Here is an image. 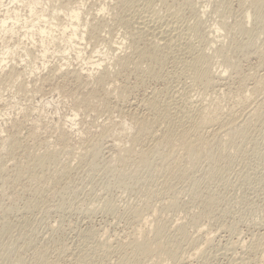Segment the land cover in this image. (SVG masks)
Returning <instances> with one entry per match:
<instances>
[{
    "label": "rangeland",
    "instance_id": "obj_1",
    "mask_svg": "<svg viewBox=\"0 0 264 264\" xmlns=\"http://www.w3.org/2000/svg\"><path fill=\"white\" fill-rule=\"evenodd\" d=\"M165 1L182 7L181 19L188 26L202 15L199 35L226 25L217 33L222 34L220 42L215 39L219 50L191 38L195 51L208 49L212 72L231 66L222 80L229 83L225 89H232L229 95L220 94L226 92L222 89L206 97L215 113L221 112L215 115L216 125H235L224 146L211 147L208 157L193 168L185 164L184 172L170 179L159 155L142 160L140 151L150 139L133 138L134 122L146 111L143 96L171 84L176 98L188 91L199 102V88L188 87L190 81L174 71L172 58L159 70L167 83L146 78L144 64L135 66L138 46L126 39L132 30L125 20L136 0H43L48 14L56 9L60 25L78 9L89 26L84 42L75 40L74 51L66 45L69 32L54 30L57 42L48 48L46 59L41 58L38 38L36 43L21 40L18 53L6 58L8 69L0 67V264H116L132 233L152 230L156 223L170 230L169 235L174 227L185 229L187 238L178 247L181 258L192 251L190 240L208 253L203 251V260L200 256L182 264H264V108H256L259 120L242 124L253 106L245 110L243 96H257L247 89L259 80L264 84V24L247 23L249 0H197L196 11L182 0ZM149 3L165 14L159 0ZM213 33L206 35L212 38ZM248 42L249 50L241 48ZM69 46V56L62 55ZM100 61V67H90ZM165 178L169 184H163ZM165 188L174 194H164ZM153 191L161 192L157 197ZM197 212L205 216L194 220ZM204 232L216 235L209 248L201 243Z\"/></svg>",
    "mask_w": 264,
    "mask_h": 264
},
{
    "label": "bare ground",
    "instance_id": "obj_2",
    "mask_svg": "<svg viewBox=\"0 0 264 264\" xmlns=\"http://www.w3.org/2000/svg\"><path fill=\"white\" fill-rule=\"evenodd\" d=\"M182 2L189 6L191 10L196 11L195 2L197 5V0H182ZM46 3H48V1H46ZM136 3L137 4L129 10L130 14L125 20L126 28L132 30V33H130V30V32L128 31L129 33L126 39L133 45L138 46L136 48L137 61L135 66L139 68L141 64H144L145 67L142 69V74L146 78H151L157 81H166L167 83L169 80L166 79L167 77L164 78V76L160 75L159 70H162L163 67L165 68L164 63L167 58H172L174 61L172 65L174 71L178 72L181 78L183 76V79L186 78L190 81V86L187 85L189 88H199V93L201 94L198 96L197 93L196 97V99H199L200 97L201 100L199 99V102H194L193 100H195V97L192 100L191 97L193 95L190 96L187 90V92H184L179 98L178 96L176 98V94H174L175 92L172 94V91H169V85L171 87V84L165 86L163 89H153L152 92L149 93V97L145 99L143 96L144 107L146 110L144 112L147 113V117H142L144 114V112L142 114V111L140 112V115H138L142 118L140 121L137 120L138 116L134 117L137 121L135 120L136 122H134L136 124V133L134 134L135 136L133 140H142L143 137L150 139L148 141L150 144H147L148 146L146 149L143 148L144 150L140 151L142 160L148 159V155H159L160 167L167 171V176H169L170 179V177H173L174 175L182 174L184 172L183 166L185 164H191L193 168L194 165L201 160V157H208V150L211 147L224 146L225 138L229 136V133L235 127L232 121L216 125L218 120L215 119V115L219 116L221 112L215 113L216 107L213 105L214 107L212 108L209 106L210 103L208 105L206 102L208 92L216 91V93H220L226 88V86H228L229 83H226L227 85L223 84V77H225L227 72L232 71L231 66L224 65L222 70L217 72L218 74L214 73L215 71L212 72L213 63L210 61L211 57L207 54L208 49L206 50V53L205 50L195 51V47L192 48L194 45H191V42L194 41L191 40V38L195 37L202 40L201 42L204 40L206 45L210 44V48L214 47L215 44L217 46V41H215V39L218 40L220 36H222L221 33L219 35H217V33L226 29V25L222 22L219 28H217L218 26L215 29L213 28L216 36L214 35L212 38H208L207 35L210 37L213 30L207 32V35L197 34L199 30L198 28L201 29L202 15V18L198 16L196 23L194 22L193 26H188L186 23H183L181 19L182 7L175 3L167 5L165 0H159L160 5L165 9V14L160 12L161 9L158 11L152 7L149 0H136ZM45 7L46 5H44L43 0H0V42L4 43V46L0 48V67L6 65L4 69H8V59L6 58L9 55L14 56L18 53L17 50H19V48H21L20 45H22L20 43L21 40H26L27 42L30 40V42L36 43L34 40H37L38 38L37 41L42 50L40 53L41 58L46 59V54L50 53L48 48H52L51 46L57 42L56 38H54V34H52V31L54 30L61 31L63 35L69 32L66 45H72L71 49L73 51L75 47H78L75 40H79L78 42L80 43L84 42V32L89 26V19L82 18L78 9H72L69 15H66L68 16L66 17L68 23L62 26L57 21L56 9L52 11L54 14L50 15V13H47ZM136 7H138V10L141 8L143 12L139 11L140 13H138L137 10L136 12L134 11L137 15L134 14L131 10H136ZM60 13H62V11H58V15H60ZM200 13L201 12H199L198 15ZM202 14L204 15V12H202ZM246 21L247 23L253 21L256 25L264 24V0H249ZM148 36L150 39L147 38ZM10 41H17L18 43L14 45V47H10L8 45ZM248 45H250L249 42L248 44H244L241 48L249 50ZM216 46L215 48L217 49ZM70 47L71 46H69L68 49L64 47L66 51H64L62 55L69 56ZM118 49H122V45H118ZM20 51H22V49H20ZM21 53L26 55V51H22ZM98 54L100 55V53ZM113 54L116 55V53H112V57L114 56ZM54 55H60V53H54ZM54 55H52V57H54ZM78 55H81L80 52ZM104 55L107 56L106 53H104L103 56ZM26 59H28V55H26ZM76 59H80V57H76ZM62 61H66V59H62ZM40 62L42 63V61ZM12 63H14V59H12ZM20 63H24V59H20ZM82 63H84V61H82ZM47 64L48 63H46V65ZM101 64L103 65L102 61H100V63H94V65H90V67H100ZM46 65L44 63V67H46ZM24 66V72L27 75L29 70L26 71V69H29V66L27 64ZM61 67L64 69L63 66H60V68ZM84 67H86V63H84ZM36 73H38V69H36ZM82 73H86V71H82ZM30 75H34L32 71H30ZM18 79H20V77H18ZM262 79L264 80V75ZM189 88L188 90H190ZM225 90L226 92H221L220 94L229 95L232 89L229 86ZM247 90L251 95L257 96L253 98L243 96L244 101L248 102L244 109L247 110L248 106H253L248 112L245 110L244 112L242 111V118L247 114L245 117L246 121L242 122V124L248 123L250 119L259 120L261 114L256 108H264V84L261 83V80L254 82V84ZM210 94L211 92L209 95ZM142 107L143 106H141V108ZM137 110L135 109L134 112H137ZM244 113L246 114L244 115ZM137 114H139V112H137ZM70 123H72V121H70ZM242 124L240 123V126ZM72 127H74V125H72ZM1 134L2 133H0V135ZM221 136L224 138L222 139ZM168 180H163V184H169ZM165 189L166 191L164 190V194H168L169 189ZM153 192H155V194L152 193V196L153 194L156 196L159 191ZM171 193L174 194V192ZM160 197L161 196H159V198ZM159 198L157 200H159ZM154 199H156V197ZM162 199L163 198H161V200ZM165 199L166 198H164V200ZM169 200H171V198ZM171 203H173L172 206H174V202ZM203 216H205L203 213L197 212L194 220L202 219ZM136 219L142 218L138 215L136 216ZM153 227L152 230L149 229L147 232H145L146 230H143L144 232H139V230L137 232L134 230L137 233H135V235L132 233L133 237H131L128 242H125L126 244H123L124 251L120 255L119 260L116 261V264H143L146 260L152 261L154 264H182L186 260L194 259L201 255L203 256V254L205 255L206 252L203 250L205 252L203 253L202 251L203 247L201 248V245H198L196 240L197 243L190 240L191 242L189 246H191L192 251L188 254L187 258L184 257V259L180 257V253H178V247H181L180 241L184 235L187 238V232L181 226L178 228L176 227V229L174 227L175 233L173 232L174 235L172 233L173 236L169 235L168 231L170 230L161 224L158 225V223H156ZM215 236L214 232H204L201 243L205 245V247L211 246L213 245ZM238 259L236 260L240 262ZM242 259H244V257ZM248 259L249 258H247V260ZM232 263L234 264V262Z\"/></svg>",
    "mask_w": 264,
    "mask_h": 264
}]
</instances>
